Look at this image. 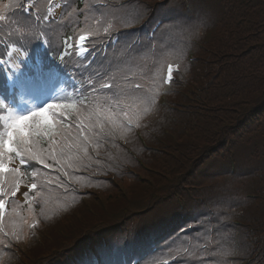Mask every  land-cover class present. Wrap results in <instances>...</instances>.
Here are the masks:
<instances>
[{"label":"trees","instance_id":"trees-1","mask_svg":"<svg viewBox=\"0 0 264 264\" xmlns=\"http://www.w3.org/2000/svg\"><path fill=\"white\" fill-rule=\"evenodd\" d=\"M96 1L78 0L77 8L86 9L91 19L89 28L99 17ZM109 1L101 10L118 43L102 30L95 41L108 52L100 55L105 64L99 67L116 74L120 85L110 97L126 99L120 88L137 82L147 86V78L167 63L177 64L179 71L165 99L161 92L141 127L133 129L126 149L118 139L107 140L112 149L102 142L93 178L72 174L79 183L65 180L67 191L52 185L53 202L32 206L39 221L34 229L22 224L31 218L29 205L15 204L3 228L11 233L15 221L20 239L5 249L9 242L0 233V264H93L92 254H84L93 247L108 264H122V254L129 262L132 255L143 258L142 264H215L219 258L213 253L229 246L237 252L228 257L229 264H264V0H157L147 3L150 12L140 0ZM7 2L0 0V9ZM176 2L182 4L178 19L167 8ZM120 5L126 7L116 11ZM67 13L56 25L62 35L57 36L56 26L50 30L55 41L50 57L58 61L60 42L82 28L69 26ZM128 13L139 18L125 27L120 19ZM143 14L145 22L138 27ZM182 17H189L187 25ZM185 27L198 36L186 40ZM127 148L151 170L144 173ZM205 181H211L215 201L199 204L191 194L185 211L173 205L176 193L202 189ZM166 207L171 214L160 212ZM180 226L186 231L181 233ZM183 248L188 252L177 251ZM170 249L176 259L168 255Z\"/></svg>","mask_w":264,"mask_h":264},{"label":"snow or ice","instance_id":"snow-or-ice-1","mask_svg":"<svg viewBox=\"0 0 264 264\" xmlns=\"http://www.w3.org/2000/svg\"><path fill=\"white\" fill-rule=\"evenodd\" d=\"M97 2L104 4V0ZM12 7L26 14V21L20 30L7 33L6 38H0V45L3 46L0 48V68L8 73L7 78L12 90L11 97H0V113L5 114L0 115V121H3V131L0 132V233L5 236L9 235L3 229L7 203L5 197L14 199L19 193L28 202L31 218L25 217L22 224L28 229H34L39 221L32 206L40 202L44 205L53 202V184L67 191L65 180L79 183L80 178L73 179L72 171H79L93 162L99 163L100 149L108 139L113 141L118 139L128 143L133 129L141 127L142 121L156 107L165 85L174 82V72L178 70L173 64L167 63L158 75L147 78L149 80L147 86L137 82L132 84L130 89L120 88L126 99L116 100L103 95L101 90L120 87L117 83V75L105 73L100 77V74L96 73L99 78L98 87L96 82L89 79L88 86L82 84L81 89L75 90L76 95L72 98L49 97L53 101L63 99L67 102L49 103L45 100L36 104L26 97L30 98L33 94L42 92L57 72L51 65L46 64L42 57H37L35 61H31L30 57L28 60L24 58L28 56V49L33 41H39L40 45L47 48L54 46L55 41L48 30L52 25L60 22L61 14L54 9H62L63 6L55 3L54 0H49L47 9L41 12L35 4L28 3L27 0L17 4H13L10 0L8 4L3 5L5 9ZM125 7L120 5L116 11ZM85 10L77 8L75 13L83 15ZM138 18L128 13L120 19V23L127 27ZM85 19L87 20L88 17L85 16ZM4 20L5 16L0 14V21ZM94 25L89 29H79L75 36L64 37L60 42L62 61L78 57L79 61L91 63L88 60L91 50L87 45L90 37L101 34V20H95ZM102 31L111 39L114 31L111 21L106 22ZM29 62L32 63L33 71L21 73L20 65ZM76 67H81V64L78 62ZM124 79L127 80L128 77L125 76ZM17 100L28 106L22 111L17 110ZM43 144H47V147H43ZM32 162H37L44 168H52L55 165V171L60 175L53 179L48 177L47 173L33 171L31 182L23 185L25 190L21 191L25 176V172L21 169L30 166ZM41 176L46 179L43 184H38L36 180ZM61 176L65 179H61ZM45 186L48 190L41 191L40 189ZM30 192L33 193L31 196ZM55 202L60 206L58 200ZM12 212L15 213L16 209L13 208ZM41 215H45L44 208H41ZM10 234L19 241L20 232L16 230L15 221ZM8 247L10 248V245ZM177 251L187 253L188 249ZM236 254V250L231 246L218 249L213 253L219 258L215 264H229L228 257ZM168 255L176 259L171 249Z\"/></svg>","mask_w":264,"mask_h":264},{"label":"rangeland","instance_id":"rangeland-1","mask_svg":"<svg viewBox=\"0 0 264 264\" xmlns=\"http://www.w3.org/2000/svg\"><path fill=\"white\" fill-rule=\"evenodd\" d=\"M140 1H141V3L145 4L148 8H151L152 5H154L157 0H140ZM158 1H160V0H158ZM162 2L163 1H161V3ZM58 3L61 4L60 2H58ZM147 3H152V5L147 4ZM73 6H74V4H73ZM167 8H169L168 11H170L175 18H177V19L180 18L179 11L182 9V4L180 2L174 3L173 6L169 5V6H167ZM186 9L188 11L187 6H186ZM54 11L60 13L61 12V8H55ZM73 16H74V19H73V21H70L69 22V26H72L74 22L78 21L77 14L76 13H73ZM204 17H206V16H204ZM201 19H203V18H201ZM181 20H184V22H181L184 25H187L188 22L190 21L189 17H182ZM208 23H210V21H207V24ZM185 31H186V34H185V36H186L185 39L186 40H190V39L196 38L198 36V34L196 32H194V30L187 29V27H185ZM51 96L68 97L69 96V93L64 88H62L59 80H51V81H49L47 83V85L42 90V92L33 94L30 98L29 97H26V99H30L32 102H34L36 104H40V103H42L45 100H47L48 102H66L63 99L56 100V101L50 100L49 97H51ZM27 106L28 105H25V104H22V103L19 102V106L17 107V110L22 111ZM147 153H150V152L147 150ZM153 157L154 158L155 157L158 158L159 156L153 155ZM143 158L145 160H147L145 158V155H144ZM140 165L142 166L141 169H142V171L144 173H146V172H148V171L151 170V167L148 166V165H145L144 162H143V164H140ZM134 175L135 174H131V176L135 179V176ZM136 176L138 178H141V176H139V175H136ZM190 181L192 182V179H189V181H187V182L189 183ZM131 184H133V182H131ZM206 184H208L210 186L209 187H206ZM212 189H213V187L211 186V181H207V182L205 181L204 182V186H203L202 189L196 188V189L191 190V188H185V191H186L185 193H183V194L176 193L174 195L175 198L173 197V199H170V200H171V202L173 203L174 206H177L178 207V209L180 211H184V210L187 209V205H188V198H186V195L191 196V194H194L195 195V198H196V200H197V202L199 204H205L206 198L207 199H211L212 201H215V198H216L217 195H215V192H216L215 190H213V192H211ZM167 199H169V198H165L163 200V202H166ZM191 200H193V199H191ZM193 201H195V200H193ZM181 208H183V209H181ZM160 212L164 213V215H168V214H171V209L168 208V207H166V208L160 210Z\"/></svg>","mask_w":264,"mask_h":264}]
</instances>
